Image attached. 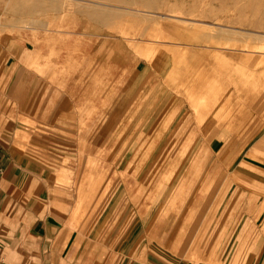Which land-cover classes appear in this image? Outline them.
Instances as JSON below:
<instances>
[{
	"label": "rangeland",
	"instance_id": "374dc122",
	"mask_svg": "<svg viewBox=\"0 0 264 264\" xmlns=\"http://www.w3.org/2000/svg\"><path fill=\"white\" fill-rule=\"evenodd\" d=\"M1 32L35 42L46 80L79 44L102 63L100 115L86 103L75 123H46L0 107L29 138L20 154L51 161L78 231L68 248L87 253L68 264H264V0H0ZM114 65L146 71L145 91L104 99ZM219 134L228 149L211 154Z\"/></svg>",
	"mask_w": 264,
	"mask_h": 264
},
{
	"label": "crops",
	"instance_id": "0c3cea01",
	"mask_svg": "<svg viewBox=\"0 0 264 264\" xmlns=\"http://www.w3.org/2000/svg\"><path fill=\"white\" fill-rule=\"evenodd\" d=\"M95 14L99 15L98 12ZM78 38V35H74L69 44ZM76 46L77 53L73 57L75 61H68L66 55L60 65L57 64L59 67H51L53 74L46 80L30 67L39 52L35 42L19 33L8 35L1 32L0 107L11 104L15 116H26L46 123L49 120L55 121L59 116L67 117L69 122L75 123L79 110H84L86 103H90L87 109H95L96 114L100 115L99 89L95 83L101 73L97 64L102 63L98 53L91 49L93 45ZM102 68L108 70L107 65ZM109 70L114 85L105 91L104 99H131L133 90L135 95L145 91L146 71L143 73L131 66L116 65ZM60 71L62 75L58 79ZM116 77L119 79L116 80ZM132 77L138 79L135 86ZM121 80L126 82L124 88L115 85ZM57 83L63 87L53 86ZM40 84L43 86L37 92V85ZM122 90L123 95L117 96V92L121 93ZM7 108L2 111V115H7ZM5 126L0 123V258L3 264H68L69 256L75 260L85 259L86 252L81 251L78 256L83 243L74 257L72 249L68 248L70 243L80 244L77 241L78 231L72 233L74 228L71 230L68 226L66 205L53 199V173L47 166L51 161L29 152L21 155L18 147L23 146L21 143L28 138L24 135L25 131L20 132L16 139L15 131ZM70 131L75 130L70 128ZM229 140L219 134L210 145L211 154L216 155L223 148L228 149ZM43 146L48 147L47 144ZM242 162L255 167L251 161ZM237 171V179L246 177L242 168L239 167ZM81 205L78 200L74 211L79 208L82 210Z\"/></svg>",
	"mask_w": 264,
	"mask_h": 264
},
{
	"label": "bare ground",
	"instance_id": "6f19581e",
	"mask_svg": "<svg viewBox=\"0 0 264 264\" xmlns=\"http://www.w3.org/2000/svg\"><path fill=\"white\" fill-rule=\"evenodd\" d=\"M249 116H250V115H249ZM170 228H171V227H170ZM172 229H173V228H172ZM170 230H171V229H170ZM171 231H172V230H171ZM171 233H172V232H171ZM171 233H170V235H171ZM174 236H175V237H176V236L178 237V234H176V235L174 234ZM166 238H168V237H166ZM238 258H239V257L237 256L236 259H235V262H236V260H238ZM233 264H234V263H233ZM235 264H236V263H235Z\"/></svg>",
	"mask_w": 264,
	"mask_h": 264
},
{
	"label": "built area",
	"instance_id": "2783aa9c",
	"mask_svg": "<svg viewBox=\"0 0 264 264\" xmlns=\"http://www.w3.org/2000/svg\"><path fill=\"white\" fill-rule=\"evenodd\" d=\"M0 264H3V261H2V259L0 258Z\"/></svg>",
	"mask_w": 264,
	"mask_h": 264
}]
</instances>
